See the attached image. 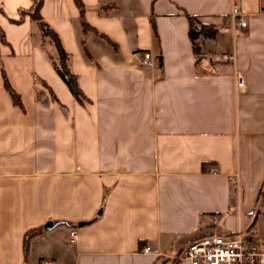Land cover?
Listing matches in <instances>:
<instances>
[{"label":"crops","instance_id":"obj_1","mask_svg":"<svg viewBox=\"0 0 264 264\" xmlns=\"http://www.w3.org/2000/svg\"><path fill=\"white\" fill-rule=\"evenodd\" d=\"M81 1L116 52L80 31L72 0L39 10L69 54L78 102L38 24L9 20L30 0H0V264H188L166 256L250 226L264 247V0ZM232 4L244 27L230 24ZM187 15L218 28L197 55Z\"/></svg>","mask_w":264,"mask_h":264},{"label":"built area","instance_id":"obj_2","mask_svg":"<svg viewBox=\"0 0 264 264\" xmlns=\"http://www.w3.org/2000/svg\"><path fill=\"white\" fill-rule=\"evenodd\" d=\"M229 22L232 26H245L242 14L236 4H232L229 12ZM224 60L233 61L232 53H227ZM140 65L144 68L153 66V59L149 52H143ZM233 79L236 88L244 86V76L234 70ZM229 180H234L237 187L236 175L229 176ZM218 223L217 216H211L210 225ZM70 239L75 238L74 231L69 232ZM256 229L253 226L233 233H218L211 231L189 241L177 254L169 256V263L176 260H185L188 264H264V247L259 246L254 239ZM143 253H155L149 247L142 248ZM157 254V252L155 253Z\"/></svg>","mask_w":264,"mask_h":264},{"label":"trees","instance_id":"obj_3","mask_svg":"<svg viewBox=\"0 0 264 264\" xmlns=\"http://www.w3.org/2000/svg\"><path fill=\"white\" fill-rule=\"evenodd\" d=\"M30 5L27 8H21L18 10V17L16 19H9L11 22L18 23L22 20L24 15L28 16V19L32 22L38 24L41 36L50 42L54 57L50 58L51 66L57 76L61 79V81L65 84L73 98L78 102H83L85 100V96L79 89L76 76L70 70V58L69 54L64 50L60 39L57 33L42 19L40 15V7L42 4V0H30ZM73 4L77 8L78 11V18H79V26L80 31L82 33H90L94 36L100 38L105 43H107L113 52H116V44L111 39H109L105 34L98 32L94 27L89 25L83 18V3L81 0H72ZM1 12V10H0ZM99 12L100 8H99ZM187 37L189 39L192 52L197 55L201 50V40L200 37L211 38L217 32V27L203 22L199 20L197 17L192 15H187ZM0 43H5L3 31L0 28ZM80 50L85 57L90 62L93 60L88 53L86 46L84 45V41L81 38L79 41ZM1 76L3 81V87L5 91L8 93L12 103L18 107H21V103L19 100V96L17 93L11 88L9 85L2 69H1ZM51 98L55 99L54 96L50 93ZM40 229L33 228L27 232V236H32L36 234ZM25 237V240H26Z\"/></svg>","mask_w":264,"mask_h":264},{"label":"water","instance_id":"obj_4","mask_svg":"<svg viewBox=\"0 0 264 264\" xmlns=\"http://www.w3.org/2000/svg\"><path fill=\"white\" fill-rule=\"evenodd\" d=\"M85 222H78L77 223V226H82L84 225ZM56 225L55 222L51 223V222H46L44 225H43V229L45 230H48V229H51L52 227H54ZM156 264H160L159 262H157Z\"/></svg>","mask_w":264,"mask_h":264}]
</instances>
